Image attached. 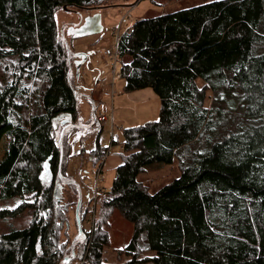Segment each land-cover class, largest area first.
Listing matches in <instances>:
<instances>
[{
    "label": "trees",
    "instance_id": "obj_1",
    "mask_svg": "<svg viewBox=\"0 0 264 264\" xmlns=\"http://www.w3.org/2000/svg\"><path fill=\"white\" fill-rule=\"evenodd\" d=\"M107 1L0 0V198L22 199L0 218L32 212L0 234V264L70 255L55 181L59 131L74 122L77 96L55 12ZM117 57L124 90L151 88L159 114L123 128L121 162L111 186L97 189L98 218L75 242V258L104 264L103 226L117 210L133 226L124 264H264V0H212L135 20L119 32ZM103 153L97 146L93 155ZM174 159L171 181L153 192L139 181L147 165Z\"/></svg>",
    "mask_w": 264,
    "mask_h": 264
},
{
    "label": "rangeland",
    "instance_id": "obj_2",
    "mask_svg": "<svg viewBox=\"0 0 264 264\" xmlns=\"http://www.w3.org/2000/svg\"><path fill=\"white\" fill-rule=\"evenodd\" d=\"M209 1L212 0H108L106 4L101 5L103 7L97 9L70 8L65 10L58 8L56 10V24L72 52L69 74L79 94L74 123L84 126L65 128L62 136L65 148L64 154L62 150L61 178L56 174L55 181L56 191L62 202L68 207V224L64 226L62 232L63 239L67 238L70 244L77 233L75 208L78 201V187L81 197L78 215L80 213L82 230L87 231L90 230L92 222L98 218L97 189H108L111 186L115 167L121 159L122 124H126V127L135 126L145 121L156 120L159 114L160 100L151 88L126 91L123 88L125 80L119 78L115 80L112 117L108 115L107 120L103 123L96 121L91 125L94 118L91 107L88 105L91 101L90 91L86 87H89L96 78L111 76L112 60L104 53V49L115 41L113 30L117 32L119 26L118 31L121 32L135 20ZM118 67L119 61L116 64V68ZM197 80L201 85L202 81L199 78ZM145 89L151 91V94L148 95ZM94 92L95 100L102 97L95 101L94 110H98L99 101L110 104V100L102 96L100 90H94ZM210 101L211 92L208 91L206 104L209 105ZM5 144L6 138L2 137L0 159ZM97 146L101 147L104 153L95 158L93 154ZM178 174V167L174 159L169 164L147 165V171L140 173L138 179L148 186L150 192H153ZM50 176L51 174H48L45 178V183L50 181ZM63 178L72 180L74 183H66L62 180ZM21 201L22 199L18 197L0 198V209H13ZM31 216V210L26 208L20 214L0 218V234L11 228L25 226ZM103 227L107 231L109 239L103 249V263H126L131 258V255L125 250L132 234L131 222L117 210H113L109 217V223ZM84 260L85 254L79 259L75 258L74 249V259L68 264H84Z\"/></svg>",
    "mask_w": 264,
    "mask_h": 264
},
{
    "label": "water",
    "instance_id": "obj_3",
    "mask_svg": "<svg viewBox=\"0 0 264 264\" xmlns=\"http://www.w3.org/2000/svg\"><path fill=\"white\" fill-rule=\"evenodd\" d=\"M103 6L99 5V6H90V7H84V8H88V9H97V8H101ZM63 9L65 10H69L71 7L67 6V5H63L62 6ZM61 37L64 39V36L62 34V32H60ZM65 40V39H64ZM65 46H66V58H67V64H68V73L70 72V47L68 45V42L65 40ZM73 93L75 96H78V92L75 88L72 89ZM91 110H92V115H93V122L91 125H93L96 122V118H95V113H94V104L91 103ZM68 126H75V127H84V126H80L74 122H72V120L70 118L67 119V123L61 128L59 135H58V153H59V160H58V164H57V176L61 178V174H60V167H61V161H62V136H63V132L65 130L66 127ZM90 126V125H89ZM51 155L47 156L43 162H42V169L45 171L47 169L50 168V160H51ZM64 182L66 183H74V181L72 180H66V179H62ZM78 187V185H77ZM81 202V197H80V191H79V187H78V201L76 204V208H75V217L77 220V233L74 235L72 241H71V255L70 256H66L64 258H62V260L58 263V264H68L69 262H71L74 259V243L77 239L82 238L83 237V230L81 227V223H80V218L78 215V210H79V204Z\"/></svg>",
    "mask_w": 264,
    "mask_h": 264
},
{
    "label": "built area",
    "instance_id": "obj_4",
    "mask_svg": "<svg viewBox=\"0 0 264 264\" xmlns=\"http://www.w3.org/2000/svg\"><path fill=\"white\" fill-rule=\"evenodd\" d=\"M119 27V26H118ZM117 32L113 30L115 33V41L107 48L104 49V53L112 60L113 68L111 69V76L105 77L102 76L98 79L96 88L97 90H100L102 96H105L110 100V104L102 103L99 101L98 103V110H94L95 112V118L97 122L103 123L107 120L108 115L113 114V97L115 93V80L121 78L120 72L118 71V68H116V64L118 61L117 57V38L119 35L120 30ZM102 98V97H101ZM99 98V99H101ZM96 99V100H99Z\"/></svg>",
    "mask_w": 264,
    "mask_h": 264
},
{
    "label": "crops",
    "instance_id": "obj_5",
    "mask_svg": "<svg viewBox=\"0 0 264 264\" xmlns=\"http://www.w3.org/2000/svg\"><path fill=\"white\" fill-rule=\"evenodd\" d=\"M98 79L99 78H96L95 80H94V82L89 86V87H86V89L88 88L89 89V91H90V98H91V101H90V103H88V105L91 107V103H93V104H95V92H94V90H97V88H96V82L98 81ZM146 90V92H148V95H150L151 93V91H147V89H145ZM115 94V93H114ZM108 99V98H107ZM113 99H114V97H113ZM112 104H113V101H112ZM108 118V117H107ZM126 127V124H122V130H123V128H125ZM120 162H121V159H119V163L118 164H120ZM117 164V165H118ZM116 168V167H115Z\"/></svg>",
    "mask_w": 264,
    "mask_h": 264
}]
</instances>
